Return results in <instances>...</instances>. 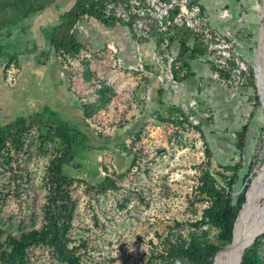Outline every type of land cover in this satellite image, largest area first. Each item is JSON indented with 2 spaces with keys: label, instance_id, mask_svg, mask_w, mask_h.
Here are the masks:
<instances>
[{
  "label": "rangeland",
  "instance_id": "1",
  "mask_svg": "<svg viewBox=\"0 0 264 264\" xmlns=\"http://www.w3.org/2000/svg\"><path fill=\"white\" fill-rule=\"evenodd\" d=\"M74 2L0 0V264L27 235L38 239L23 264H166L176 240L222 248L214 205L233 179L242 206L264 159L262 0H212V102L171 98L191 69L171 43L175 81L165 75L155 29L156 48L147 37L134 47L120 24L82 14L79 49L55 47ZM247 249L248 264H264V233Z\"/></svg>",
  "mask_w": 264,
  "mask_h": 264
},
{
  "label": "built area",
  "instance_id": "2",
  "mask_svg": "<svg viewBox=\"0 0 264 264\" xmlns=\"http://www.w3.org/2000/svg\"><path fill=\"white\" fill-rule=\"evenodd\" d=\"M94 14L84 13L86 17L97 20L103 25L106 22L120 24L126 28L131 45L135 47L143 37L156 48V35L150 36L155 29L162 36L160 47L164 51L158 59H168V71L165 75L175 81L170 70L171 63L175 60L172 53H168L172 37H176L179 27L189 29L195 40L202 41L204 55L212 63V22L210 15L203 7L200 0H95ZM221 53L229 56V45L224 43ZM142 56V55H141ZM140 56V58H141ZM216 61L223 66L225 59Z\"/></svg>",
  "mask_w": 264,
  "mask_h": 264
},
{
  "label": "trees",
  "instance_id": "3",
  "mask_svg": "<svg viewBox=\"0 0 264 264\" xmlns=\"http://www.w3.org/2000/svg\"><path fill=\"white\" fill-rule=\"evenodd\" d=\"M95 3V0H75L72 7L62 13L61 23L54 29L51 36V43L55 47L61 48H67L69 43H71L73 49L78 50L80 44L76 42V38L71 30H75V24L82 14H94L95 11L93 7ZM177 35L180 39V54L184 55L189 50L186 41L190 37V31L184 27H179L176 30V36ZM174 38L175 37H172V40ZM194 53L195 51L192 50L191 55H194ZM255 99L259 103L258 95H255ZM245 129L246 125H244L238 133L236 145L239 149H242L244 146ZM237 167L238 165L234 166L235 169ZM233 182V179H231L228 193L226 195H221L214 205L215 220L221 226L224 237L229 241L232 240L233 225L239 209L241 208V203L239 201H233V192L231 189ZM37 239L38 237L36 238L34 235H27L22 241L16 243L14 255L9 259V263L23 264L24 249ZM219 249L221 248L193 245L185 241L176 240L167 243L163 256L166 257V264H213L214 256ZM249 253L250 251L246 247L240 264H248L247 254ZM71 263L73 264L75 261L71 260Z\"/></svg>",
  "mask_w": 264,
  "mask_h": 264
},
{
  "label": "bare ground",
  "instance_id": "4",
  "mask_svg": "<svg viewBox=\"0 0 264 264\" xmlns=\"http://www.w3.org/2000/svg\"><path fill=\"white\" fill-rule=\"evenodd\" d=\"M260 17L262 21L258 32L254 71L257 75L259 92L264 102V0H262ZM258 230L261 232L255 235L253 242L247 243L253 233ZM234 233V241H230L218 250L214 264H237L244 249L253 244L258 236L264 233V159L246 191V199L235 220Z\"/></svg>",
  "mask_w": 264,
  "mask_h": 264
},
{
  "label": "crops",
  "instance_id": "5",
  "mask_svg": "<svg viewBox=\"0 0 264 264\" xmlns=\"http://www.w3.org/2000/svg\"><path fill=\"white\" fill-rule=\"evenodd\" d=\"M203 7L209 13L210 18L212 19V13L214 12V7L212 5V0H200ZM122 29L125 28L124 26L120 25L115 27V29ZM187 29V28H186ZM189 30V29H187ZM121 33V32H120ZM124 34V33H122ZM128 38V33H125ZM125 37V36H124ZM130 41V39H129ZM198 41L193 39L190 32V37L186 41L187 47H189L188 51H195L194 55H184L180 54V39L177 35L172 40V49L175 52H178L179 58L189 61L188 64L191 69V73L184 78L182 83V94H176L171 98H183L184 96L188 95H197L201 96L202 98H207L210 102H212V69L210 65L206 61H202L204 59V52L205 50L202 48H198L199 44ZM200 47V46H199ZM171 95L168 93L165 95V98L169 100Z\"/></svg>",
  "mask_w": 264,
  "mask_h": 264
},
{
  "label": "water",
  "instance_id": "6",
  "mask_svg": "<svg viewBox=\"0 0 264 264\" xmlns=\"http://www.w3.org/2000/svg\"><path fill=\"white\" fill-rule=\"evenodd\" d=\"M254 76H255V82H256V86H257V94H258V96H259V99L261 100V102H262V104L264 105V102L262 101V97H261V95H260V92H259V86H258V83H257V75H256V73H255V71H254ZM245 198H246V192H245ZM240 210V209H239ZM238 214H239V212H238ZM238 216V215H237ZM237 218V217H236ZM236 220V219H235ZM234 226H235V222H234V225H233V231H232V240L231 241H234V238H235V233H234ZM261 232V230H258V231H256V232H254L253 233V235L251 236V238H250V240H248V242L247 243H251V242H253V240L255 239V235H258L259 233ZM218 252V251H217ZM216 252V253H217ZM216 255V254H215ZM243 255V254H242ZM214 260H215V256H214V259H213V264H214ZM242 261V256H241V254H240V256H239V259H238V261H237V264H240V262Z\"/></svg>",
  "mask_w": 264,
  "mask_h": 264
}]
</instances>
